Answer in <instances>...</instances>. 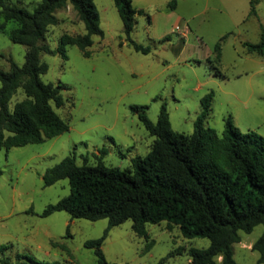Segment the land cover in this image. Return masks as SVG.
<instances>
[{
	"label": "rangeland",
	"instance_id": "rangeland-1",
	"mask_svg": "<svg viewBox=\"0 0 264 264\" xmlns=\"http://www.w3.org/2000/svg\"><path fill=\"white\" fill-rule=\"evenodd\" d=\"M15 1L32 11L40 0ZM168 1L132 0L133 7L143 12L136 15L130 36L149 46L148 53L136 51L126 41L113 0H93L103 35L92 36L89 56L72 44L64 46L66 58L58 51L40 52L48 66L42 81L61 84L64 104L51 105L68 129L39 143L0 149V244L9 245L6 252L12 261L20 253L44 262L97 264L84 241L101 236L107 218H71L64 210L42 216L49 203L68 194L69 183L63 178L44 186L41 176L70 154L77 164H95L102 151L105 165L130 167L132 158L147 154L154 140L139 119L142 109L134 110V105L146 106L144 112L155 122L165 103L172 129L190 134L200 98L212 92L205 125L220 134L224 118L231 116L241 132L253 130L264 137V54L248 53L243 46L245 41L259 40L264 0L255 4L256 14L249 13V0H177L174 9H169ZM54 14L58 22L47 27L40 44L56 49L62 33L85 32L71 4ZM218 41L219 60L214 52ZM25 51V45L0 31V69L7 70L9 60L22 65ZM23 97L18 88L9 107ZM131 223L126 219L109 229L101 246L106 260L191 264L187 249L209 244L206 237L182 236L177 225L168 227L164 220L146 223V236L135 234ZM262 230L263 225L257 224L249 233L239 231L240 241L231 247L235 264H256L258 253L251 244Z\"/></svg>",
	"mask_w": 264,
	"mask_h": 264
},
{
	"label": "trees",
	"instance_id": "trees-1",
	"mask_svg": "<svg viewBox=\"0 0 264 264\" xmlns=\"http://www.w3.org/2000/svg\"><path fill=\"white\" fill-rule=\"evenodd\" d=\"M113 1L128 44L148 53L149 46L130 36L135 17L143 10L134 8L132 0ZM258 1L249 0L250 14H256ZM176 3L169 0V9ZM67 4L84 23L85 32L62 33L56 49L40 44L47 27L58 22L55 10ZM0 31L12 42L26 46L22 65L9 60V68L0 69V149L39 143L67 130V122L51 105L64 104L61 84L42 81L41 74L48 66L40 59V52L58 51L66 58L64 46L72 44L89 56L92 36L103 35L93 0H40L32 11L15 0H0ZM243 46L248 53L264 54V24H260L259 40L245 41ZM214 52L219 60V41ZM18 88L24 97L10 108L9 100ZM211 100L212 92L200 98L201 109L190 134L172 129L165 103L155 122L144 112L146 106L134 105V110L142 109L139 119L154 136L148 153L132 158L130 167L123 169L105 165L102 151L95 164H77L73 154L66 155L48 167L41 178L44 186L66 178L69 192L49 203L41 215L64 210L71 218H107L102 235L84 241L85 247L93 249L97 264H117L106 260L101 246L109 229L126 219L132 221L131 228L139 236L147 235L146 223L164 220L168 227L177 225L186 238H208L207 247L187 249L191 264H216L218 256L220 264H235L231 247L240 241L239 231L249 233L262 224V233L251 249L258 253L256 264L264 263V137L253 130L241 132L231 116L224 118L223 130L217 134L205 125ZM51 244L68 250L56 241ZM8 248V244H0V264H59L20 253L12 261Z\"/></svg>",
	"mask_w": 264,
	"mask_h": 264
},
{
	"label": "built area",
	"instance_id": "built-area-1",
	"mask_svg": "<svg viewBox=\"0 0 264 264\" xmlns=\"http://www.w3.org/2000/svg\"><path fill=\"white\" fill-rule=\"evenodd\" d=\"M177 27H175V29H176Z\"/></svg>",
	"mask_w": 264,
	"mask_h": 264
}]
</instances>
